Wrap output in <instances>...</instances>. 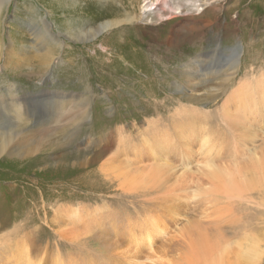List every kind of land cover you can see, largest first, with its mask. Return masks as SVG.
<instances>
[{"label": "rangeland", "instance_id": "374dc122", "mask_svg": "<svg viewBox=\"0 0 264 264\" xmlns=\"http://www.w3.org/2000/svg\"><path fill=\"white\" fill-rule=\"evenodd\" d=\"M152 1L167 18L83 41L72 34L146 1L0 0V101L22 102L0 114L22 151L0 157V264H180L212 215L227 242L214 250L201 226L190 242L203 255L264 264L263 191L231 214L200 182L264 155V0ZM43 24L64 45L45 61ZM245 230L262 237L254 262Z\"/></svg>", "mask_w": 264, "mask_h": 264}, {"label": "bare ground", "instance_id": "6f19581e", "mask_svg": "<svg viewBox=\"0 0 264 264\" xmlns=\"http://www.w3.org/2000/svg\"><path fill=\"white\" fill-rule=\"evenodd\" d=\"M145 1L146 2H144L143 5L141 4L142 7H141V11L139 13L132 12V13H129L122 20L121 19L120 20L119 19L118 20L114 19V21L110 20V21H108L106 23H103V24H101V26L98 29L97 28L94 29V30L91 29V31H90L91 36L90 37H88V35H86L85 33L77 34L76 33L77 31L74 32L72 34V36H74L75 38H78L80 40H83V41L84 40L91 41V39H93L98 33L113 28V25L118 26L121 23L123 24V23L129 22V21H131V22L132 21H137L138 19L141 20V21H149V20L152 21V15L156 16L157 20H161V19L167 18V17L164 18V16L166 15L165 13H163L162 11L159 12V10H157L158 1H152V0H145ZM2 6H3V3H2ZM1 9H2V7H1ZM1 9H0V11H1ZM173 12H171V13H173ZM150 13H153V14L151 15ZM175 13H179L178 9H177V11ZM43 25H44L43 27L35 29L34 36L36 38L35 39L36 42H39L42 46H45L44 48L46 49V52H45V54L43 56L44 61H45L49 57V55H51L53 53V51L51 49L52 46L56 47V49H60V48H63L64 45L58 41L56 36L51 31H49V29L46 27L45 24H43ZM68 33L70 35L72 33V31L68 30ZM70 37H71V35H70ZM23 38H25V37H23ZM20 40H21V38H20ZM100 46L103 49L106 48V46L104 44H102V43H100ZM0 48H1V43H0ZM25 49L26 48H23L22 51H24ZM23 54H25V53H23ZM236 63L237 62H235V64ZM256 78H258V76ZM1 84L2 83L0 82V85ZM10 98H12V100H9ZM251 100H253V99H251ZM21 104H22V102L21 103L18 102L15 98L12 97V94H10L9 92H4L1 95L0 114H6L8 117L13 116L12 114L14 112H15L16 115L19 114V113L21 114ZM245 122H246V120H245ZM263 128H264V126H263ZM0 129L3 130L0 133V157L2 156V154L4 152L11 153V155H12L13 153L16 154L19 151H21V149L18 147V145L16 143H14V145H13V141H12L14 138H19L20 131H18L16 129H13V128H9L7 126H5V127H1L0 126ZM206 143H207V141H206ZM147 145L149 147V143ZM186 149H187V147H186ZM247 153H248V151H247ZM152 168H154V167H152ZM206 169H207V171L208 170L210 171V172L207 173V175L212 181H210V180H206V181L202 180V181H200L201 179L198 178V177L197 178L200 179L199 181L202 182V183L210 184L211 188L209 190H207V192L209 193L208 195L212 199H217L218 200V198H219L220 201H221V197H226L227 199H229V202H224V203H226L227 206H230L231 214H233V212H234V211H232V207H234L237 204H239L240 203L239 199H241V198L243 199V197L249 196L250 202H253V203H256V204H260L261 201L259 202V200L258 201L254 200V198L252 197V194L250 192L255 191L256 189H260L261 191H263V194H264V155L258 156L256 159H252V160L246 162L244 165L237 164L235 166H224L223 168H220V167L217 168L216 166H214V167L211 166V167L206 168ZM158 170H157V172H158ZM154 172H155V170H154ZM151 175H153V174H151ZM151 175H149V176H151ZM147 177H148V175H147ZM149 180H151V179H149ZM152 180H153V178H152ZM150 182H152V181H150ZM153 184H155V183L153 182ZM262 203H264V201H262ZM227 217H229V216H227ZM237 218H239V217H237ZM208 219H209V221H207L205 223H201L199 228L201 226L207 224V227L209 229L215 230L214 232H212V234H214V235L211 236V238H213L214 241H206V242L208 244L212 245V246H216L214 248V250L220 249L223 246L222 242H227V239L224 238V236H222L223 231L219 228L220 227L219 224L221 223V221L216 219V218H214L213 215L210 218H208ZM231 220H234V219H232V216H231ZM238 220H240V219H238ZM222 225H224V224H222ZM245 225H246V223H245ZM222 228H223V226H222ZM197 230L192 231V232L190 230V233L188 234V235H190V237H189L190 240L189 241L186 240L188 243L186 245H183V247L186 248L184 250L185 253L183 254L181 252L182 255L179 253L181 255L180 256V264H234L235 261L233 262L231 260V262H230L227 259V257L225 256V253L223 251H219L217 254H213L211 256L203 255L200 252V248L196 246L195 242H190V241L199 240V233L197 232ZM246 231L247 230L243 231L244 232L243 233L244 236L241 238V241L238 244L239 248H240V253H241L242 256L244 255V257H243L244 259L247 258L248 260H250L249 262H254L257 259V256L261 252L262 237L253 236L251 234H247ZM259 234L261 235V233H259ZM186 238H188V236ZM179 247H181V246H179ZM203 247H205V246H203ZM231 247H232V245H231ZM226 248H227V246H224V249H226Z\"/></svg>", "mask_w": 264, "mask_h": 264}]
</instances>
